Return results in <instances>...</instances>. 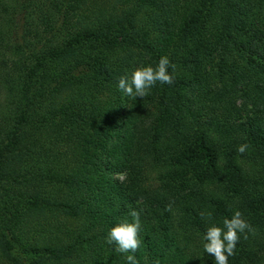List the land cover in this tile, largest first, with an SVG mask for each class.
Wrapping results in <instances>:
<instances>
[{
  "label": "trees",
  "instance_id": "16d2710c",
  "mask_svg": "<svg viewBox=\"0 0 264 264\" xmlns=\"http://www.w3.org/2000/svg\"><path fill=\"white\" fill-rule=\"evenodd\" d=\"M165 55L172 84L118 88ZM132 209L138 264H215L235 210L229 264H264V0H0V264H128Z\"/></svg>",
  "mask_w": 264,
  "mask_h": 264
},
{
  "label": "clouds",
  "instance_id": "9594fccd",
  "mask_svg": "<svg viewBox=\"0 0 264 264\" xmlns=\"http://www.w3.org/2000/svg\"><path fill=\"white\" fill-rule=\"evenodd\" d=\"M169 68L172 72H169ZM175 70L176 65L171 63L165 55L160 57L155 66L141 63L132 69L130 75H122L118 80V88L133 99L144 98L158 82L161 85L172 84ZM248 147L247 143L240 144L237 151L243 154ZM167 210L171 211V204L168 205ZM141 211L132 209L129 212L131 220L119 221L110 228L107 236V243L115 245L116 252L128 253L126 257L128 264H138L134 254L141 243L139 238ZM201 216L211 219L212 213L202 212ZM249 233L253 236L257 234L256 229L244 219L242 212L235 210L230 218L223 220L222 226L212 223L207 227L203 236L204 252L214 257L215 264H229V257L235 255L237 243L241 238L240 234H244V239H248Z\"/></svg>",
  "mask_w": 264,
  "mask_h": 264
},
{
  "label": "rangeland",
  "instance_id": "374dc122",
  "mask_svg": "<svg viewBox=\"0 0 264 264\" xmlns=\"http://www.w3.org/2000/svg\"><path fill=\"white\" fill-rule=\"evenodd\" d=\"M114 178H116L117 180H121L123 178V173H115Z\"/></svg>",
  "mask_w": 264,
  "mask_h": 264
}]
</instances>
